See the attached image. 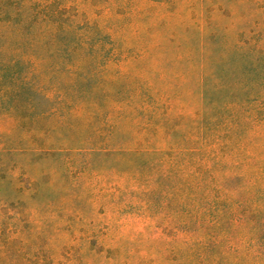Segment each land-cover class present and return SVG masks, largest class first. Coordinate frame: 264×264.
<instances>
[{
  "label": "trees",
  "instance_id": "trees-1",
  "mask_svg": "<svg viewBox=\"0 0 264 264\" xmlns=\"http://www.w3.org/2000/svg\"><path fill=\"white\" fill-rule=\"evenodd\" d=\"M202 4L199 133L150 150L145 123L124 115L126 107L114 105L107 125L84 92L58 95L73 136L39 152L46 180L29 182L53 198L16 213L0 203V233L20 256L0 264H264V0ZM220 26L229 79L216 86L209 67Z\"/></svg>",
  "mask_w": 264,
  "mask_h": 264
},
{
  "label": "rangeland",
  "instance_id": "rangeland-1",
  "mask_svg": "<svg viewBox=\"0 0 264 264\" xmlns=\"http://www.w3.org/2000/svg\"><path fill=\"white\" fill-rule=\"evenodd\" d=\"M205 38L202 0H0L1 210L26 212L34 198H53L47 189L34 193L29 182L46 180L39 152L73 136L58 95L84 92L87 101H98L107 125L114 105L126 107L124 115L145 123L150 150L174 148L185 134L199 133ZM222 40L216 27L209 67L215 85L229 79ZM76 123L82 132L83 121ZM4 236L0 260H18L16 244Z\"/></svg>",
  "mask_w": 264,
  "mask_h": 264
}]
</instances>
